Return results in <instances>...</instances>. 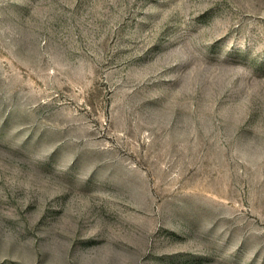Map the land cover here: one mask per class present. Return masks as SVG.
<instances>
[{
  "label": "rangeland",
  "instance_id": "1",
  "mask_svg": "<svg viewBox=\"0 0 264 264\" xmlns=\"http://www.w3.org/2000/svg\"><path fill=\"white\" fill-rule=\"evenodd\" d=\"M0 264H264V0H0Z\"/></svg>",
  "mask_w": 264,
  "mask_h": 264
}]
</instances>
